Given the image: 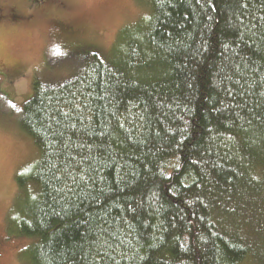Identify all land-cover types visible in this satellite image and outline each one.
<instances>
[{"label": "trees", "instance_id": "trees-1", "mask_svg": "<svg viewBox=\"0 0 264 264\" xmlns=\"http://www.w3.org/2000/svg\"><path fill=\"white\" fill-rule=\"evenodd\" d=\"M148 6L22 106L27 264H264V0Z\"/></svg>", "mask_w": 264, "mask_h": 264}, {"label": "rangeland", "instance_id": "rangeland-1", "mask_svg": "<svg viewBox=\"0 0 264 264\" xmlns=\"http://www.w3.org/2000/svg\"><path fill=\"white\" fill-rule=\"evenodd\" d=\"M0 12V264H27L24 252L34 240L7 225L16 179L38 159L20 127L22 106L35 82L73 77L87 54L106 56L118 34L150 9L148 0H0Z\"/></svg>", "mask_w": 264, "mask_h": 264}, {"label": "flooded vegetation", "instance_id": "flooded-vegetation-1", "mask_svg": "<svg viewBox=\"0 0 264 264\" xmlns=\"http://www.w3.org/2000/svg\"><path fill=\"white\" fill-rule=\"evenodd\" d=\"M1 15L3 16V14L0 12V17H2ZM14 15H15V12H14ZM2 18H3V17H2Z\"/></svg>", "mask_w": 264, "mask_h": 264}]
</instances>
